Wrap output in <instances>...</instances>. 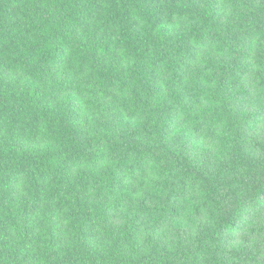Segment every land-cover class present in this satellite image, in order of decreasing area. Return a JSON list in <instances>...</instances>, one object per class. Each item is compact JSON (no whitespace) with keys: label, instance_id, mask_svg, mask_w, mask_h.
<instances>
[{"label":"trees","instance_id":"trees-1","mask_svg":"<svg viewBox=\"0 0 264 264\" xmlns=\"http://www.w3.org/2000/svg\"><path fill=\"white\" fill-rule=\"evenodd\" d=\"M0 264H264V0H0Z\"/></svg>","mask_w":264,"mask_h":264}]
</instances>
